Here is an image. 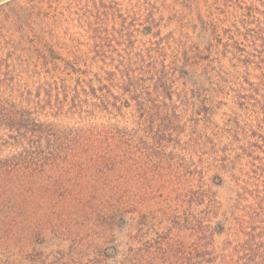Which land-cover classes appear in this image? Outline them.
I'll return each mask as SVG.
<instances>
[{"label": "rangeland", "instance_id": "obj_1", "mask_svg": "<svg viewBox=\"0 0 264 264\" xmlns=\"http://www.w3.org/2000/svg\"><path fill=\"white\" fill-rule=\"evenodd\" d=\"M20 108L66 130L0 129V264H264V0H17Z\"/></svg>", "mask_w": 264, "mask_h": 264}, {"label": "trees", "instance_id": "obj_2", "mask_svg": "<svg viewBox=\"0 0 264 264\" xmlns=\"http://www.w3.org/2000/svg\"><path fill=\"white\" fill-rule=\"evenodd\" d=\"M16 2L17 0H10L0 4V10L16 4ZM16 20H18L17 17ZM0 129L7 132L5 134L7 142L5 143L18 150V155H36L47 150L54 151L58 146H61L60 138L64 133L63 129L66 130L54 122L37 118L28 108L14 109L2 114ZM23 163L25 161L19 160L15 156L11 160H0V170L11 169L13 166Z\"/></svg>", "mask_w": 264, "mask_h": 264}]
</instances>
